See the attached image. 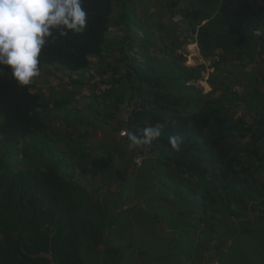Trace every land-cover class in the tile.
I'll return each instance as SVG.
<instances>
[{
    "label": "trees",
    "instance_id": "1",
    "mask_svg": "<svg viewBox=\"0 0 264 264\" xmlns=\"http://www.w3.org/2000/svg\"><path fill=\"white\" fill-rule=\"evenodd\" d=\"M133 2L0 0V264H121L119 218L133 209L119 212L118 203L124 202V175L134 177L138 168L131 160L145 150L149 157L142 162L152 167L144 171L174 196L167 202L184 206L170 227L192 229L199 257L218 248L221 233L240 220L250 233L264 231V75L257 88L238 91L236 79L221 73L227 66L242 72L264 57V0L171 1L172 17L185 4L179 14L185 28L172 25L180 33L177 48L194 42L205 60H213L207 94L194 86L206 68L173 56L145 29L129 7ZM114 24L123 36L118 57L109 63ZM92 59L100 82L90 99L107 106L104 117L131 107L120 125L127 138L105 133L99 142L109 159L102 167L95 166L90 148L100 121L85 122L70 108L71 98L49 102L36 88L45 68L69 74L76 88L81 82L71 77L89 71ZM241 109L255 117L256 130L244 128ZM57 114H66L65 125L55 129L49 120ZM82 123L91 129L81 133ZM77 165L93 171L92 184L75 180ZM149 221L156 229L144 234L146 246L156 248L158 216L149 215ZM144 251L139 255L146 264L169 263L147 259Z\"/></svg>",
    "mask_w": 264,
    "mask_h": 264
},
{
    "label": "rangeland",
    "instance_id": "2",
    "mask_svg": "<svg viewBox=\"0 0 264 264\" xmlns=\"http://www.w3.org/2000/svg\"><path fill=\"white\" fill-rule=\"evenodd\" d=\"M171 1L172 0H134L129 7L135 11L145 29H148L149 33L153 34L160 43L168 46V49L169 51H172L173 56L179 57V55H183V57L186 58L185 64L187 66H204L206 68V71L202 73V78L194 83V86L201 89L204 94H207L209 89L206 84L209 74L212 73L210 67L213 60H205L193 42L183 45L182 49L177 48L180 33L176 31L172 25H179L182 23L179 14L184 12L185 4L180 3L175 7L173 11L177 16L172 17L171 9L169 7ZM118 17L119 9L115 8L113 19L116 20ZM185 26L186 24L184 23L183 27L185 28ZM162 28H165V30H161ZM119 29L120 28L114 24L110 28L108 34V47L106 53L108 55L109 63H113V58L118 57L115 49L120 46V41L123 36ZM91 61L92 66L89 71L71 77L73 81L81 82L76 88L71 84L69 74L56 71L54 68H45L44 71L39 73L36 80V88L44 96L45 100L49 102L62 97L71 98L72 106L70 108H72V110L80 111L85 122L96 125L98 123H96L94 119L100 121V124H98L100 132L96 134L97 136L94 135L90 139V142L92 143L90 148L92 150V157H97L96 160L98 163L95 166L102 167L109 159L107 149L104 146H99V142L102 141V137L105 133L115 140L127 138V136H124L126 129L120 128V125L126 123L131 112V107L127 103L122 107L120 112L116 114V116L114 115L112 118L104 117L109 113L107 106L99 107L95 100L90 99L95 93H98L94 84L100 82L96 72L99 68L98 62L96 59H92ZM222 68L223 67H221V69ZM99 87L101 90L105 89V86L99 85ZM70 93H73V95H70ZM65 115L66 114H57L52 120H49L51 125L55 129L62 128L65 125ZM81 128V133L91 129V127L86 126L83 123L81 124ZM113 128H119L118 132L112 133ZM130 143L131 146L134 145L132 141H130ZM139 157H141L142 161L144 159L146 160L149 157L148 151H143V154H139ZM112 158L114 165L117 166L116 164L119 160V148L115 147L113 149ZM131 161L135 164L134 159ZM142 161L135 164L138 168L137 170H134V177L132 176L130 178L132 179L130 181L131 183H129V175H124L125 179L128 178V180H126V190L124 191V202H120L121 204L118 203L120 209L119 212L125 211L128 208L133 209V212L125 213L119 218L118 229L123 230L121 234L125 243V255L121 264H146L144 263L142 255H139V251L143 250H147L146 252L144 251L147 259H151L152 256H154V258L157 257L167 260L170 264H209L207 260L201 262V258L197 256L198 253L190 254L191 249H194L193 245L199 238L193 233L191 228L187 232L186 228L182 229L180 226L176 229L170 227V219L175 218L178 215V212L184 209V206L179 203L174 205L166 201L171 200L174 196L171 192L164 190L158 180L153 178L152 174L150 175L149 170L144 171L152 166L148 162ZM112 171L113 169L111 168L110 173H112ZM92 172L93 171L86 169L82 165H77L74 178L75 180L90 185L95 179L93 178ZM111 188L115 189V184H113V186L111 185ZM131 197H133V199ZM141 209L146 210L145 213ZM171 214L173 216H171ZM149 215H157L160 224V231L157 234H154L157 238L159 237L158 244L160 245L156 248L150 246V248H148V246H146V243L150 240L147 241V236L144 234L151 233L156 229L154 226L150 225ZM115 232L116 231H114V234ZM114 238L115 236H113V239ZM130 243L131 245H129ZM139 243L142 245L137 246ZM165 263L166 261H163L161 264ZM152 264L158 263L154 262Z\"/></svg>",
    "mask_w": 264,
    "mask_h": 264
},
{
    "label": "crops",
    "instance_id": "3",
    "mask_svg": "<svg viewBox=\"0 0 264 264\" xmlns=\"http://www.w3.org/2000/svg\"><path fill=\"white\" fill-rule=\"evenodd\" d=\"M244 1L256 2L257 0ZM256 36H258V34H256ZM195 46L198 49L196 43ZM254 61L255 64L252 67L242 72L232 66L223 67L221 72L222 77L229 78L230 80L236 79L239 83L237 85L238 87H236L238 91H251L252 88L250 85L252 84L253 87L257 88L258 82L262 80L261 77L264 75V57H255ZM210 74H213V70ZM206 86L210 92L211 89L208 84H206ZM261 91H264L263 87ZM239 115L245 119V129L249 127L255 130L257 129V125L254 122L255 117L249 115V113L243 109L239 110ZM262 130H264V127H262ZM240 221L243 222V220ZM240 221L236 223L232 231H223L221 233L220 246H218V248H207L204 257H200L201 262L207 260L209 264L215 262L218 264H264V231L254 230L250 233L244 229ZM192 253L197 254V248L194 247L193 250L191 249L190 254ZM202 254L201 256H203Z\"/></svg>",
    "mask_w": 264,
    "mask_h": 264
},
{
    "label": "built area",
    "instance_id": "4",
    "mask_svg": "<svg viewBox=\"0 0 264 264\" xmlns=\"http://www.w3.org/2000/svg\"><path fill=\"white\" fill-rule=\"evenodd\" d=\"M256 34H258V36L260 35V32H257ZM142 161V159H141V157H135L134 158V162H135V164H138V163H140ZM211 264H218L217 262H215V263H211Z\"/></svg>",
    "mask_w": 264,
    "mask_h": 264
}]
</instances>
